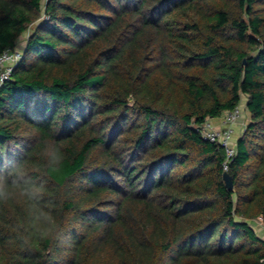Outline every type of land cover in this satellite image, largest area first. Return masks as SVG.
I'll list each match as a JSON object with an SVG mask.
<instances>
[{"label":"trees","instance_id":"trees-1","mask_svg":"<svg viewBox=\"0 0 264 264\" xmlns=\"http://www.w3.org/2000/svg\"><path fill=\"white\" fill-rule=\"evenodd\" d=\"M20 38L0 175L22 166L55 223L0 201V264L264 259V0H0V54ZM236 107L228 190L199 129Z\"/></svg>","mask_w":264,"mask_h":264},{"label":"clouds","instance_id":"clouds-1","mask_svg":"<svg viewBox=\"0 0 264 264\" xmlns=\"http://www.w3.org/2000/svg\"><path fill=\"white\" fill-rule=\"evenodd\" d=\"M60 156H52V163L58 164ZM44 194L42 185H36L28 176L22 166H16L9 170L8 174L0 175V201H17L28 205L32 216V225L41 239H48L53 236L54 219L51 214L40 206Z\"/></svg>","mask_w":264,"mask_h":264},{"label":"built area","instance_id":"built-area-1","mask_svg":"<svg viewBox=\"0 0 264 264\" xmlns=\"http://www.w3.org/2000/svg\"><path fill=\"white\" fill-rule=\"evenodd\" d=\"M20 58L21 50L18 47H8L0 54V85L10 78L12 71ZM241 115V108L236 107L232 111L225 112L219 118L220 126H215L212 124L211 120H208L204 122L199 129L202 136L211 141L218 142L223 146L225 159L222 163V167L224 171H227L228 162L231 160V157L235 152V146L231 141V138L234 137L232 134V128ZM258 220L261 221L260 218H258ZM259 264H264V259H261Z\"/></svg>","mask_w":264,"mask_h":264},{"label":"rangeland","instance_id":"rangeland-1","mask_svg":"<svg viewBox=\"0 0 264 264\" xmlns=\"http://www.w3.org/2000/svg\"><path fill=\"white\" fill-rule=\"evenodd\" d=\"M23 43H24V40H23V38H20L19 39V41H18V48L19 49H21L22 48V45H23ZM245 96L244 97H242V101H241V108L245 111V107H244V103H245ZM242 112V115L239 117V119L236 121V124L233 126V128H232V130H233V132H232V134H233V136H236V135H239L242 131H243V129H244V127H245V124H246V121H247V118H248V115H247V113L246 112ZM212 121V124L213 125H215V126H220L221 124H220V122L218 121V120H211ZM235 128H236V130H235ZM253 223H254V221H252ZM260 227V226H259ZM255 228H256V231L258 232H260V233H262V232H264V227H260V230L259 229H257V227L255 226Z\"/></svg>","mask_w":264,"mask_h":264},{"label":"water","instance_id":"water-1","mask_svg":"<svg viewBox=\"0 0 264 264\" xmlns=\"http://www.w3.org/2000/svg\"><path fill=\"white\" fill-rule=\"evenodd\" d=\"M222 178L224 181V184L228 190H231L233 188V182L232 177L227 173L226 171L223 172Z\"/></svg>","mask_w":264,"mask_h":264},{"label":"crops","instance_id":"crops-1","mask_svg":"<svg viewBox=\"0 0 264 264\" xmlns=\"http://www.w3.org/2000/svg\"><path fill=\"white\" fill-rule=\"evenodd\" d=\"M247 113V112H246ZM213 120H218L219 121V119H213ZM247 121H248V118H247ZM246 121V122H247ZM235 130H236V128H235ZM239 135H236V136H234L233 138H235V137H238ZM254 226H256L257 227V229H259L260 230V227L262 226V227H264V223H262L260 220H255L254 221ZM260 226V227H259ZM258 234L262 237V238H264V232H262V233H260L259 231H258Z\"/></svg>","mask_w":264,"mask_h":264}]
</instances>
